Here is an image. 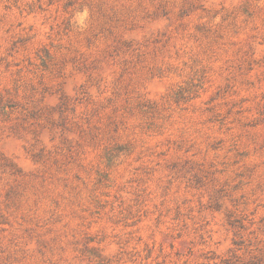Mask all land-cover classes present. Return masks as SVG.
I'll return each mask as SVG.
<instances>
[{
	"label": "rangeland",
	"instance_id": "obj_1",
	"mask_svg": "<svg viewBox=\"0 0 264 264\" xmlns=\"http://www.w3.org/2000/svg\"><path fill=\"white\" fill-rule=\"evenodd\" d=\"M0 264H264V0H0Z\"/></svg>",
	"mask_w": 264,
	"mask_h": 264
}]
</instances>
